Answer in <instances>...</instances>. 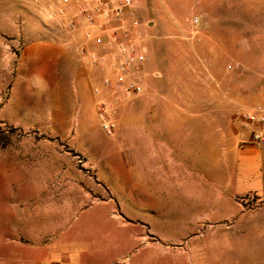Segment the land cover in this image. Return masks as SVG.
I'll return each instance as SVG.
<instances>
[{"label":"rangeland","instance_id":"1","mask_svg":"<svg viewBox=\"0 0 264 264\" xmlns=\"http://www.w3.org/2000/svg\"><path fill=\"white\" fill-rule=\"evenodd\" d=\"M98 1L51 17L0 0V264H264V194L235 188L264 103V0H132L114 25L137 35L146 85L120 100L79 55ZM169 120L191 131L183 148L161 145Z\"/></svg>","mask_w":264,"mask_h":264},{"label":"built area","instance_id":"2","mask_svg":"<svg viewBox=\"0 0 264 264\" xmlns=\"http://www.w3.org/2000/svg\"><path fill=\"white\" fill-rule=\"evenodd\" d=\"M39 1L50 2V16L53 17L66 15L72 3H84L83 1L88 0ZM131 2L132 0H121V3L99 0L96 4L85 3L81 10L87 43L79 50L80 58L102 73L101 83L94 87V92L101 94L106 89L115 95V100L141 94L146 85L144 66L147 56L139 46L137 35L130 27L117 29L114 25L115 19L125 20ZM130 15L134 17V13ZM152 75L160 77L161 72L155 70ZM116 113L117 109L114 107L101 106L100 117L105 130L114 129ZM257 124L264 126V103L250 110L244 120L245 127L251 130L252 141L264 146V129L257 128Z\"/></svg>","mask_w":264,"mask_h":264},{"label":"crops","instance_id":"3","mask_svg":"<svg viewBox=\"0 0 264 264\" xmlns=\"http://www.w3.org/2000/svg\"><path fill=\"white\" fill-rule=\"evenodd\" d=\"M76 9V4L72 3L71 6L69 7L68 15H71V12L75 11ZM59 52V51H58ZM64 52L66 56L69 58V51H60ZM72 59V58H71ZM73 60V59H72ZM82 67V65H81ZM86 70V69H85ZM84 69H80V72L78 71V75L81 76V78L84 77L85 75ZM154 113V110H152ZM175 114H169L167 115L168 117H174L177 116L182 117L185 116L182 110H174L173 111ZM187 116H191L187 115ZM201 116V111L200 110H195L193 111V117H194V124L193 127H196V123L198 122V129L201 128V119L197 117ZM174 122V121H173ZM171 121L169 120L167 123V134L169 135V141L170 142H162L161 145L164 148H167L168 150L170 149V146L177 147V148H183L185 141L188 139L187 134L191 131H187V127L185 125H170ZM212 128V127H211ZM243 128V127H242ZM257 128L264 129V126L261 124H257ZM214 135L210 133V136L218 137L217 135V126H214ZM192 132H195L193 130ZM200 132V131H199ZM212 132V130H210ZM243 133H244V146L248 147V152L246 153V149H241L242 151L240 152V156L237 160V164L239 165L238 170L240 171L241 178L239 179V182L236 185V191L240 194L248 193L250 191H256V192H261L264 194V146H259L255 144L252 141V135H251V130L248 128H243ZM225 143H228L230 145V150L234 146V140L231 138V140H226ZM171 144V145H170ZM139 148H142V146L139 145ZM166 158L169 163H174L175 159L167 152ZM258 167V171L255 174V177L251 180L248 179V171L250 167Z\"/></svg>","mask_w":264,"mask_h":264}]
</instances>
